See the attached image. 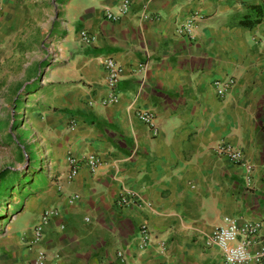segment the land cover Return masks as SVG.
<instances>
[{"label":"crops","instance_id":"1","mask_svg":"<svg viewBox=\"0 0 264 264\" xmlns=\"http://www.w3.org/2000/svg\"><path fill=\"white\" fill-rule=\"evenodd\" d=\"M123 1L2 0L0 41L40 29L43 62L61 84L44 121L54 130L49 170L23 186L26 201L0 230V264H30L45 248L47 264H117L120 251L125 264H227L211 242L226 218L259 223L264 235V0H131L108 19ZM195 12V37L178 35ZM82 30L96 42L84 45ZM108 57L125 72L119 101L102 107ZM229 78L222 96L217 83ZM141 110L156 115L158 135ZM220 143L241 147L245 163L218 156ZM83 153L98 154L100 167L69 182V156ZM128 194L133 204L120 205ZM51 207L61 215L29 247L25 235Z\"/></svg>","mask_w":264,"mask_h":264},{"label":"rangeland","instance_id":"2","mask_svg":"<svg viewBox=\"0 0 264 264\" xmlns=\"http://www.w3.org/2000/svg\"><path fill=\"white\" fill-rule=\"evenodd\" d=\"M39 33L40 29H19L15 36L0 41V174L5 170L21 171L26 177L33 165L48 170L50 167L47 150L54 130L47 129L45 118L59 92L56 86L61 83L49 74L48 61L43 62L49 53L41 45L49 44L37 41L42 37ZM38 182L42 184L44 178L35 176L28 186ZM25 189L14 185L7 190L0 206L5 213L0 218L1 231L15 219L16 208L26 201Z\"/></svg>","mask_w":264,"mask_h":264},{"label":"built area","instance_id":"3","mask_svg":"<svg viewBox=\"0 0 264 264\" xmlns=\"http://www.w3.org/2000/svg\"><path fill=\"white\" fill-rule=\"evenodd\" d=\"M131 0H124L119 7L118 12L109 11L107 18L112 21H118L124 14L129 11ZM3 12L2 0H0V16ZM200 18L199 13H192L185 21L180 23L177 32L180 36H188L191 39L195 37V32ZM146 20L151 17L146 16ZM81 41L84 45H92L96 42L95 34L88 30H82L80 33ZM106 69V84L110 89L108 97L102 100L101 106L108 107L116 103L120 99V93L117 85L124 75V67L113 57H108L104 61ZM146 68L141 65L139 71ZM235 84L234 78L227 79L224 83H217L218 93L224 96L230 88ZM137 115L150 126L153 134L159 133L158 120L154 113L148 111H138ZM71 130L76 128L75 122L70 123ZM218 156L228 159L230 162L243 165L245 163L244 153L241 147L227 143H220L215 147ZM85 166L95 173L100 167V158L96 153H83L82 156L71 154L69 156V172L66 179L71 182L78 175L81 168ZM62 188V185L59 186ZM139 199V198H138ZM136 200L137 202L139 200ZM135 200L133 194L123 196L119 203L123 206H131ZM61 215V210L56 207L48 208L44 211L38 224L32 230L30 235H25V241L29 247L41 245L45 240L48 229L53 221ZM142 239V247L148 246L153 239L152 232L148 227L143 226L140 232ZM211 242L218 245L222 250L223 257L227 264H252L260 263L264 259V235L261 233V225L254 222H245L240 224L238 219L226 218L224 224L217 228ZM49 249H41L38 257L30 262V264H47L49 261ZM118 263L125 264L128 260L123 251L118 253Z\"/></svg>","mask_w":264,"mask_h":264},{"label":"trees","instance_id":"4","mask_svg":"<svg viewBox=\"0 0 264 264\" xmlns=\"http://www.w3.org/2000/svg\"><path fill=\"white\" fill-rule=\"evenodd\" d=\"M258 12L262 10L261 7H254ZM249 24V23H247ZM251 24V23H250ZM36 165L31 166L29 171L27 172L26 177H22L24 172L21 171H12V170H5L0 174V206L2 200L7 197V190L10 189L14 185L19 186H26L31 182V179H35V176L39 174L43 167L40 165V168H35ZM5 213L2 212L0 208V218Z\"/></svg>","mask_w":264,"mask_h":264}]
</instances>
